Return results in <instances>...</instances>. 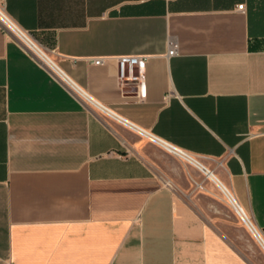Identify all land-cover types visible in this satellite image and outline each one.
Here are the masks:
<instances>
[{"label": "crops", "instance_id": "crops-1", "mask_svg": "<svg viewBox=\"0 0 264 264\" xmlns=\"http://www.w3.org/2000/svg\"><path fill=\"white\" fill-rule=\"evenodd\" d=\"M5 7L93 98L198 157L264 234V0ZM123 55L145 59L143 78H119ZM189 168L0 23V264H251Z\"/></svg>", "mask_w": 264, "mask_h": 264}, {"label": "built area", "instance_id": "built-area-1", "mask_svg": "<svg viewBox=\"0 0 264 264\" xmlns=\"http://www.w3.org/2000/svg\"><path fill=\"white\" fill-rule=\"evenodd\" d=\"M241 9L244 8L243 5L239 6ZM0 23L2 26H4L6 29L14 33L26 46L27 48L42 62L44 66H46L48 69H50L57 78H59L75 95L83 99L85 102L89 103L93 107H95L105 118L118 122L121 125L129 128L130 130L134 131L138 135H140L143 138H146L147 140L151 141L152 143L158 145L166 152L179 157L185 162H188L192 165H194L196 168H198L200 171H202L204 174H206L209 177H212L209 175L210 170L200 161L198 157L190 153L189 151L157 136L153 132L144 129L140 127L139 125L135 124L134 122L130 121L129 119L125 118L124 116L118 114L114 110H112L110 107L106 106L105 104L97 101L95 98H93L89 93H87L85 90H83L79 85H77L73 79L63 70L61 69L56 62H53V66L50 65L44 58V55L37 51L35 48L38 46L41 49H43L38 43H36L30 35L23 30L7 13L6 7H5V0H0ZM43 51H45L43 49ZM46 52V51H45ZM47 53V52H46ZM178 53V44L176 41L171 40L170 42V48H169V55H175ZM118 65H119V78L121 80L133 77V71L134 68H138V75L134 76L135 78H143V73L145 70V59L143 57L137 56V55H123L117 58ZM90 62L93 64H103L106 62L105 57H99V58H93L90 59ZM141 87L144 88V83L142 82ZM144 92L142 91V95ZM233 193V192H232ZM232 199L228 201L233 206L237 208H234L237 212V214L240 216L242 221L245 223L249 231L257 238L259 241L264 243V234L261 229H259L255 223L250 219L248 216L246 210L243 206L239 203L237 197L232 194ZM230 204V205H231Z\"/></svg>", "mask_w": 264, "mask_h": 264}, {"label": "rangeland", "instance_id": "rangeland-1", "mask_svg": "<svg viewBox=\"0 0 264 264\" xmlns=\"http://www.w3.org/2000/svg\"><path fill=\"white\" fill-rule=\"evenodd\" d=\"M177 159L191 167L189 171H185L186 176L193 178L202 191L211 197L212 213L218 214L227 223V233L234 239L240 252L246 255L251 264H264L263 247L259 240L249 231L234 206L228 202L230 198L221 190L212 177L207 176L194 165L183 161L179 157Z\"/></svg>", "mask_w": 264, "mask_h": 264}, {"label": "bare ground", "instance_id": "bare-ground-1", "mask_svg": "<svg viewBox=\"0 0 264 264\" xmlns=\"http://www.w3.org/2000/svg\"><path fill=\"white\" fill-rule=\"evenodd\" d=\"M37 51H39V52H41L43 55H44V58H45V60L50 64V65H54L53 64V61H52V59L47 55V53L45 52V51H43V49H41L40 47H36L35 48ZM209 175H211L212 176V178H213V180L217 183V185L218 186H220V188H221V190L222 191H224L225 192V194L230 198V200H233L232 199V191H230L229 189H228V187H227V185L225 184V182L220 178V177H218L217 175H215L211 170H210V172H209ZM228 198V199H229ZM229 200V201H230ZM233 206V205H232ZM234 208H236L235 206H234ZM236 210H237V208H236ZM259 240V239H258ZM260 242V244H261V246L263 247V249H264V243H262L261 241H259Z\"/></svg>", "mask_w": 264, "mask_h": 264}]
</instances>
